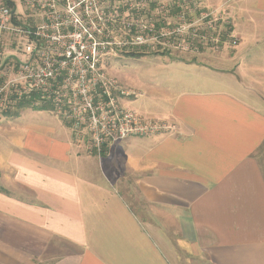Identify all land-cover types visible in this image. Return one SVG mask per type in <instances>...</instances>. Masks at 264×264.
I'll use <instances>...</instances> for the list:
<instances>
[{"label": "crops", "instance_id": "obj_1", "mask_svg": "<svg viewBox=\"0 0 264 264\" xmlns=\"http://www.w3.org/2000/svg\"><path fill=\"white\" fill-rule=\"evenodd\" d=\"M194 1L237 44L179 61L147 116L174 132L97 156L62 122L0 118V264H264V0Z\"/></svg>", "mask_w": 264, "mask_h": 264}, {"label": "built area", "instance_id": "obj_2", "mask_svg": "<svg viewBox=\"0 0 264 264\" xmlns=\"http://www.w3.org/2000/svg\"><path fill=\"white\" fill-rule=\"evenodd\" d=\"M226 15L194 0H0V118L48 107L77 146L100 156L129 137L174 132L127 106L139 92L104 62L124 49L197 54L233 47Z\"/></svg>", "mask_w": 264, "mask_h": 264}, {"label": "rangeland", "instance_id": "obj_3", "mask_svg": "<svg viewBox=\"0 0 264 264\" xmlns=\"http://www.w3.org/2000/svg\"><path fill=\"white\" fill-rule=\"evenodd\" d=\"M204 51L217 52L219 50L204 49ZM130 53H141L143 55L129 56ZM186 54L195 55L177 50L153 53L144 48L124 49L122 53L108 58L103 66L121 85L141 93L140 97L127 98L125 103L147 117L150 116L149 112L155 113L166 105L167 95L179 91L181 77H179L177 71L182 70L183 67L185 68V65H187L186 68L192 69L191 64H184L179 61L194 60ZM6 118L17 119L14 123H21L22 125L29 121L35 123L32 121L40 120V118H46L58 124L62 122L48 107L38 109L26 105L20 107L16 116H4L1 120L4 121Z\"/></svg>", "mask_w": 264, "mask_h": 264}, {"label": "trees", "instance_id": "obj_4", "mask_svg": "<svg viewBox=\"0 0 264 264\" xmlns=\"http://www.w3.org/2000/svg\"><path fill=\"white\" fill-rule=\"evenodd\" d=\"M141 55H143V54H141V53H130L129 54V56H141ZM6 116H8V115H6Z\"/></svg>", "mask_w": 264, "mask_h": 264}]
</instances>
